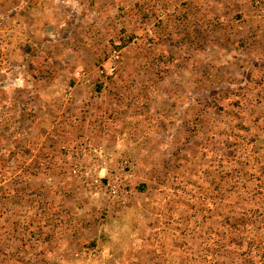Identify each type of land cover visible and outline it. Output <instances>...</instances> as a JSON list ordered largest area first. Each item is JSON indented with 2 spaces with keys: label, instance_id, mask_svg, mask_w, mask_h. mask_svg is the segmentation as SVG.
<instances>
[{
  "label": "rangeland",
  "instance_id": "374dc122",
  "mask_svg": "<svg viewBox=\"0 0 264 264\" xmlns=\"http://www.w3.org/2000/svg\"><path fill=\"white\" fill-rule=\"evenodd\" d=\"M187 4L0 0V111L12 115L0 124V201L26 190V100L19 99L24 92L11 89L10 97L1 86L12 80L45 79L68 102L84 88L80 115L95 109L96 122L120 141L117 150L101 146L109 166L124 159L134 165L133 196L115 206L88 191L70 153L78 190L100 202L66 264H241V255L256 264L262 258L251 232L259 231L253 211L264 210L252 198L253 183L264 178V42L246 47L214 34L182 37L183 26L199 31L197 21L175 20ZM234 8L225 5L239 16ZM216 19L212 28L221 25ZM231 19L222 31L233 30ZM13 63L20 69L12 70ZM12 145L16 162L9 158ZM11 219L0 211V264H26V245L6 227ZM239 224L242 230H234Z\"/></svg>",
  "mask_w": 264,
  "mask_h": 264
},
{
  "label": "crops",
  "instance_id": "0c3cea01",
  "mask_svg": "<svg viewBox=\"0 0 264 264\" xmlns=\"http://www.w3.org/2000/svg\"><path fill=\"white\" fill-rule=\"evenodd\" d=\"M183 1L188 2V8L175 20L182 24L197 21L200 25L195 23L199 31L183 26L181 32L178 31L182 37L206 34L212 38L214 34L220 40L242 42L246 47L256 41L264 42V20H256L237 0ZM226 4L235 6L234 9L240 12L237 18L243 19L239 24L231 22L233 30L228 29L229 33L221 30L233 16L225 9ZM216 17L221 25L212 28L216 21L211 19ZM12 65V70L21 67L20 64ZM1 86L10 97L13 89L24 92L19 99L26 100V159L23 160L26 161V190L5 194L6 198L0 201V211H3L4 219L12 218L6 227L14 233L16 243L26 245V264H66L71 259V249L78 244L80 227L89 226V215L94 216L95 206L100 202L91 194L78 190L69 162L72 147L82 134L91 135L98 146L110 151L117 150L120 141L116 144L112 138L114 134L96 122L101 113L95 109H87L80 115V107L88 100L84 88H78L75 97L68 102L61 95V89L56 94L52 83L41 78H27L26 83L12 80ZM21 86H26V92ZM9 117L12 119V115L0 111V124L9 121ZM17 155V148L13 147L9 153L10 162L18 161ZM2 193L0 190V196ZM108 208V214H114V207ZM112 258L115 260L116 255ZM255 259L257 257H253ZM258 260L256 264H264V259ZM243 261L241 258L240 262Z\"/></svg>",
  "mask_w": 264,
  "mask_h": 264
},
{
  "label": "built area",
  "instance_id": "2783aa9c",
  "mask_svg": "<svg viewBox=\"0 0 264 264\" xmlns=\"http://www.w3.org/2000/svg\"><path fill=\"white\" fill-rule=\"evenodd\" d=\"M237 1L243 7L246 6L256 20H264V0ZM237 17L238 15L232 17L231 22L241 23L243 19ZM71 156L75 161V173L88 191L111 205L124 207L129 203L133 196L131 179L134 165L131 161L124 159L116 167H110L109 155L102 147H97L92 137L87 135L76 141Z\"/></svg>",
  "mask_w": 264,
  "mask_h": 264
},
{
  "label": "trees",
  "instance_id": "16d2710c",
  "mask_svg": "<svg viewBox=\"0 0 264 264\" xmlns=\"http://www.w3.org/2000/svg\"><path fill=\"white\" fill-rule=\"evenodd\" d=\"M253 190H254L253 191L254 195L252 196V198L254 200L259 199L260 200L259 201V206H264V178L260 179V180L258 179V180H256L253 183ZM250 200H251V197L248 198L249 202H250ZM253 212L256 213V217L253 219V224L256 225V228L258 227L257 229L259 231L255 228L258 231V234L255 233L254 230L251 232V233L254 232V234H255L254 238H252V240L258 241L256 247L259 248V249H262L263 253H259V254H262V258L261 259H264V210H263V212H258V211H253ZM245 216H248V215L245 214ZM240 224H242V221H241ZM240 224L239 225H235L236 228H234V230L241 231L242 230V225H240ZM262 239H263V241H262ZM253 247L254 246L251 245L250 251L253 250ZM254 250H256V249H254ZM246 254L247 253H244L245 256H247ZM241 256L244 257L243 255H241ZM243 260L244 261L241 264H252L251 261H249V259H245V257H244ZM254 264H255V262H254Z\"/></svg>",
  "mask_w": 264,
  "mask_h": 264
}]
</instances>
